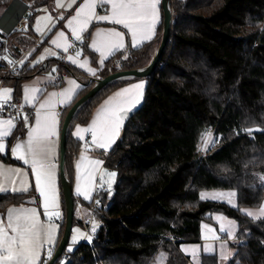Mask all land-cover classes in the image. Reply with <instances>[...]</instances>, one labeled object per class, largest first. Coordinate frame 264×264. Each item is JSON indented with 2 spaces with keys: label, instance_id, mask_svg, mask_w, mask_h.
I'll use <instances>...</instances> for the list:
<instances>
[{
  "label": "trees",
  "instance_id": "obj_1",
  "mask_svg": "<svg viewBox=\"0 0 264 264\" xmlns=\"http://www.w3.org/2000/svg\"><path fill=\"white\" fill-rule=\"evenodd\" d=\"M50 1L39 0L35 8L38 11ZM10 2L0 0V15ZM169 2L170 37L158 66L144 77V101L131 113L121 137L106 155L105 166L117 171V180L112 196L107 191L100 195L97 236L71 251L66 247L56 264L65 256H69L65 264H151L162 250L167 252L168 264H188L180 245L198 241L201 224L211 220L214 212L235 218L241 229L228 264H264V218L255 221L244 211L259 205L264 196V0ZM162 13L152 39L138 47L128 39L125 49L110 56L99 74L149 64L162 39ZM4 35L0 33V37ZM89 37L90 31L84 35L83 49L98 65ZM15 56L25 58L23 51ZM9 57H0V78L11 66ZM57 60L58 78L52 85H62L68 74L81 79L83 86L74 102L92 88L94 80L86 83L91 76L73 64L51 59L30 66L27 57L5 78L14 83L13 99L21 97L24 79ZM122 79L101 87L74 113L67 131L65 171L69 174L82 147L72 136L73 125L87 122L97 104ZM71 105L66 106L63 117ZM32 112L27 107L15 117L10 142L25 134V117L31 120ZM209 130L216 134V144L201 152ZM209 188L236 190L238 206L202 200L201 191ZM27 197L28 193H0V212L26 202ZM63 206L66 213L64 195Z\"/></svg>",
  "mask_w": 264,
  "mask_h": 264
},
{
  "label": "crops",
  "instance_id": "obj_2",
  "mask_svg": "<svg viewBox=\"0 0 264 264\" xmlns=\"http://www.w3.org/2000/svg\"><path fill=\"white\" fill-rule=\"evenodd\" d=\"M38 1L39 0H11L9 5L3 10V12L0 15V33L5 34L4 35L5 37L3 38L7 41V51L14 53L15 55H17L20 51H23L25 58L29 57L28 63L30 66H33L39 62H46L47 60H51V59L52 60L60 59L62 62L64 61L68 62L84 70L89 76H91V78L101 77V75L99 74V69L104 64V62L117 51L125 49L128 43V39L132 44L131 33L127 29H125L122 25L113 24L110 21L93 20L92 23L88 26L87 31L81 34L82 40L79 41L80 46L74 47V42L77 40L75 39V36L72 35L71 28L68 27V21L71 20L72 17L76 15L77 10L83 4L84 0H75V3H73V0H61L60 2L63 4V7L57 6V0H51L48 4L42 7V9H45L50 7L51 5L50 12L45 13V16L43 18L40 15L38 16L37 13L40 11L37 12V9L35 8V4ZM69 4H71V7H69ZM157 7H158V22L155 24L154 34L152 35V38L157 33L158 25L162 20V14H163L162 0H159V4ZM105 8L107 10H104L100 6H97L95 10L96 15L97 16L110 15L111 6L105 5ZM22 14L27 15L29 19H32L31 16L33 17V20L30 22L31 31L29 33H23L14 30L15 22L17 18ZM36 14L38 17L36 16ZM37 29H39V31ZM101 29L104 30L105 35H107V33L113 29L122 32L124 34L123 43L125 46L118 50L112 51L111 55L107 54V50H105L103 53L94 50L91 47V45L94 41L102 39L100 37H97V32ZM88 31H90L89 46L97 54L98 65H94L91 62L90 56L86 54L83 49L82 43L84 41V35ZM61 32L65 34L64 37H59V34ZM47 35H48L47 40L41 43L44 37ZM38 36H42V39L37 43L35 42V37L37 38ZM55 39H58V42L61 44H65V45L70 44L72 45V47H70L67 52H64L62 48H58L56 45L52 43V40ZM144 42H142L140 45H142ZM35 50H36V54L32 55V53ZM77 51L81 53V55L78 57L76 56ZM53 53H55V55H53ZM15 55H13V57L12 56L9 57V55L7 54V57L10 58L9 61L11 64L13 63L14 60L17 59L22 60V62L25 60V58L23 59L22 57L17 58ZM41 56L44 57L43 60L40 59ZM69 56L74 57L79 62H87V66L85 68L79 67L78 64H74L68 60ZM101 59L104 60L103 64H100ZM51 65L52 66L50 68L45 69L43 71L39 70L36 73H34L31 77L24 79L22 82V95L17 100H19L24 106H26V108L28 107L30 109H33L32 119L25 120L26 131L23 136L22 135L18 136L17 138H15V140L10 142L9 139L13 136V132L16 127L17 121L14 117L0 115V120L11 119L13 121V124L15 125V127L11 130V134L7 137H4L2 141L5 144L7 151L4 153H0V170L4 171V175H0V184H2L4 187H9V188L10 187L19 188L22 186H27L29 189L27 192H11V191L6 192V193H28V197L26 199L27 200L26 202L11 204L6 208V210L0 212V218H3L5 225L7 224L9 209L18 210L21 208H28V209L36 208L41 222L42 223L48 222L47 217L44 214V209L42 207L43 197L36 190L35 176L31 170V166L24 164L22 160L17 159L16 156L12 154L11 149L15 148L17 143L26 144L28 140L29 131L33 127H35V121L38 112L41 114L55 113L56 119L58 121L56 125L57 135L52 138V144H51L53 153L50 155V162L56 165L55 188L58 199V207L50 209V211H58L60 213V216L54 218L53 221L55 225H57V230L54 233V241H55L54 245H48L47 243H45L44 249L42 250L40 257L41 264H43V261L48 260L46 259V251L50 248L53 253L60 241L61 231H62V220L65 213L63 206V188L60 178V139H61L62 123L64 120L63 111L66 108V106H68L71 103L73 104L77 93L83 86V82L81 81V79H79L78 77L72 74L65 75L64 82L62 85L59 86L52 85L53 82H55L58 78V72H59L58 60L51 63ZM87 68L96 69V74L92 75L90 72L87 71ZM72 81H75V83L80 87L76 88L75 85L71 83ZM139 83L144 84V88L142 90V97L140 98L139 103L136 104L135 106H132L131 110L127 112L126 117L123 119L122 126L120 127L119 135L115 137L114 142L111 143V145L108 148L102 149L97 147L95 144H93L92 143L93 133L89 134V132H82L81 133V136L83 137L82 139L76 136V132L78 128L80 129L88 128L89 126L92 125V122L96 119L97 114L101 111V109L104 106H106V102L109 101L110 98L116 97V94L122 92L123 89L130 90L129 93L126 94L127 96H134L137 90L133 89L132 86ZM146 86H147V79L144 77H134V76L123 77L120 85L114 88L112 91H110L93 109L92 115L87 122L75 123L73 125L71 130L72 136L75 138V140H79L82 145L79 154L77 155V157L73 162L72 165L73 168L70 171V174L69 171H66L67 178H69L71 181L72 190L75 198V212H74L73 226H75V224H78L80 226L86 227L88 217L90 214V202L93 198H95L96 185L99 183V181L101 182V170L103 166H105L106 155L110 153L112 148L117 143L118 139L121 137V134L124 130V127L126 125V122L130 114L142 105L144 101ZM4 88L12 89L10 98H13L15 94V86L13 81L11 80L5 81V79L3 80V78L1 77L0 90ZM32 89H36L37 91L33 92L31 91ZM65 89H74V90L71 93H69L71 95L70 102L66 104H61L60 101L66 99V96L60 95L62 92H64ZM26 90L28 92V98L31 100V102H26V97H25ZM53 93H55L56 95L53 96ZM32 97H34V99H31ZM46 101L53 106L42 109L40 105L44 104ZM0 104H3L2 99H0ZM4 156L6 158H4ZM82 157H86V159H82ZM94 161H101L102 163L95 164L93 163ZM78 164L80 165V167H77ZM8 169H19L21 174L15 175L14 173L7 171ZM22 180L25 181L26 184L22 185L21 184ZM78 184L80 185L82 190H88L90 192L91 199H85L83 195H77L76 189ZM0 193H5V192H0ZM9 234L10 235L12 234L11 231H9ZM86 240L87 239L74 243V247L77 244ZM63 259L64 261L62 260L61 264L66 262L65 261L66 256Z\"/></svg>",
  "mask_w": 264,
  "mask_h": 264
},
{
  "label": "snow or ice",
  "instance_id": "obj_3",
  "mask_svg": "<svg viewBox=\"0 0 264 264\" xmlns=\"http://www.w3.org/2000/svg\"><path fill=\"white\" fill-rule=\"evenodd\" d=\"M75 3V0H73ZM158 4L159 0H84L83 4L79 7L76 15L68 21V27L71 28L72 35L75 36L77 41L82 40V33L87 31L88 26L93 20L97 21H110L113 24L122 25L131 33L133 47L139 46L142 42L148 41L154 34L155 24L158 22ZM105 5L111 6L110 15H96V8L100 6L102 9L107 10ZM57 6L63 7L60 0H57ZM71 7V4H69ZM50 18V17H49ZM62 18V17H61ZM75 25V26H74ZM39 31V29H37ZM64 33L61 32L59 37H64ZM123 33L110 30L107 35L103 29L97 32V37L102 39L94 41L91 47L99 52L107 50V54L111 55L112 51L123 48ZM59 39V38H58ZM58 39L52 40V43L58 48H62L64 52H67L72 45L61 44ZM55 55V53H53ZM79 51L76 52V56H80ZM4 59H7L6 57ZM44 59L43 56L40 57ZM68 60L74 64H78L79 67L85 68L87 62H79L74 57L69 56ZM39 62V61H37ZM104 60H100V64H103ZM87 71L92 75L96 74V69L87 68ZM76 88L80 86L71 82ZM136 89L134 96H127L129 89H123L122 92L117 93L116 97L110 98L106 102L101 111L97 114L96 119L92 122V125L88 128H78L76 136H81L82 132H91L92 143L97 147L106 149L111 143L114 142L115 137L119 135L120 127L122 126L123 119L126 117L127 112L131 110L132 106L139 103L142 97V90L144 88L143 83L135 84L132 86ZM74 89H65L60 95L66 96V99L60 101L61 104H66L71 100V93ZM31 91L35 92L36 89ZM12 89L4 88L0 90V99L3 103H7L11 97ZM56 94L53 93V96ZM26 102H31L28 98V92L25 93ZM120 98V99H117ZM31 99H34L32 97ZM2 106V104H0ZM53 106L49 102L41 104L40 107L46 108ZM25 119H27L25 117ZM58 121L55 113H37L35 127H33L28 133V140L26 144L17 143L15 148L11 149V152L17 159L22 160L24 164L30 165L31 170L35 176L36 190L43 197L42 207L44 214L47 217V223H42L36 208H21V209H9L7 224L5 225L3 218H0V264H41L40 257L41 252L44 249L45 243L48 245H54V233L57 230L54 218L59 217L58 211H50V209L58 207V199L55 188V168L56 165L50 162V155L53 153L51 147L52 138L57 135L56 125ZM15 127L11 119L0 120V153L7 151L5 144L2 142L4 137L11 134V130ZM253 131L251 129L247 130ZM260 131V129H256ZM206 144L215 141L212 140L211 132L205 133ZM87 148V146H86ZM203 150V149H201ZM86 159V157H82ZM95 164L102 163L101 161H94ZM77 167H80L78 164ZM7 171L20 175L19 169H8ZM0 175H4V171L0 170ZM26 175V173H25ZM110 177H115V173H108ZM264 180V177L261 178ZM14 183V182H13ZM21 184H26L25 181H21ZM111 185L109 184V187ZM29 189L27 186L22 187H4L0 184V192H27ZM77 195H83L85 199H91L90 192L88 190H82L80 185H77ZM235 193H200L202 200H226L229 204H233L232 198ZM233 206H235L233 204ZM239 210V209H238ZM245 214L253 218L264 217V207H261L257 211L244 210ZM218 220H223V217H217ZM234 223L228 222L222 224L221 230L232 233L234 231ZM95 231V227L92 229ZM11 231V235L9 234ZM79 233V230L77 229ZM79 236H84L83 233H79ZM218 239V237H213ZM78 237L73 236L72 242L76 243ZM87 240H91V236L86 237ZM206 252H212L211 247L204 249ZM71 251V248H69ZM186 254H190L195 264H199L197 253L198 248H193L191 252L188 249H183ZM231 253H225L224 259H227ZM52 257V251L49 248L46 251V259ZM167 257L165 254H161L157 258V264H165Z\"/></svg>",
  "mask_w": 264,
  "mask_h": 264
},
{
  "label": "rangeland",
  "instance_id": "obj_4",
  "mask_svg": "<svg viewBox=\"0 0 264 264\" xmlns=\"http://www.w3.org/2000/svg\"><path fill=\"white\" fill-rule=\"evenodd\" d=\"M42 7L40 8V10L38 9V11H40V12L37 11L38 13L37 12L36 13L38 14V16L40 15L43 18L45 16V13L50 12L51 5H50V7L45 8V9H42ZM37 14H36V16H37ZM55 27H56V25H55ZM209 131L212 134V140H214L215 144H216V141H217L216 134L214 133L213 130H209ZM206 139L207 138L204 137L203 142L200 146V150L203 149V150H201V152H206L210 148L213 147V144L210 142L207 143V146H205ZM108 173H115L116 175L113 178V177H110L108 175ZM116 180H117V171L114 169H111L107 166H103V168L101 170V182L99 181V183L100 184H107L108 186H109V184L111 185L107 191L109 196H112L114 193V185L116 183ZM202 192L235 193V196L232 198L233 204L235 205V207L238 204L237 192L234 189L209 188V189H203L201 191V193ZM221 201H226V200H221ZM233 204H230V205L233 206ZM261 207H264V196H263V199L259 205L252 206V207H245L244 210L257 211ZM211 217H212L211 220L204 221L201 224L200 237H199L198 241H186L180 245V253L189 258L187 261L188 264H195V261H194L193 257L190 254H186V252L183 251V249H188L189 252H191V250L193 248H198L199 251L197 253L196 258L198 259L199 264H228L229 261H231V259L235 255L237 243L240 241V238L237 237L238 231H239L238 221L233 217L227 216L223 212H214L211 214ZM217 217H223L224 219L218 220ZM249 217L255 221L264 218V217L253 218L251 216H249ZM230 221L233 222L235 225L234 231L232 233H229L227 231H222L221 230L222 224H227ZM77 229L79 230V233H83L84 236H79ZM86 235H87V228L84 226H80L78 224H75V226H73V230H72L70 238H69L70 244L67 246V250H69V248H71V250H72V248L74 247V243L72 242L73 236H77L78 237L77 242H80V241L86 239V237H87ZM213 237H218V239L213 238ZM208 247H211L213 249V251L212 252H206L204 249L208 248ZM162 253L165 254L166 257L168 258L167 252L162 250L156 255L155 259L153 260V262L151 264H157V258L160 257V255ZM225 253H231V255L228 256L227 259H224L223 256L225 255ZM63 261H64V259H63ZM165 264H168L167 259L165 261Z\"/></svg>",
  "mask_w": 264,
  "mask_h": 264
},
{
  "label": "water",
  "instance_id": "obj_5",
  "mask_svg": "<svg viewBox=\"0 0 264 264\" xmlns=\"http://www.w3.org/2000/svg\"><path fill=\"white\" fill-rule=\"evenodd\" d=\"M170 0H162V7L164 12V24H163V34L162 39L159 44V47L149 62L144 67L139 68H127L114 71L106 76L101 77H92L86 83H90L91 80H94V85L92 88L87 91L84 95L79 97L69 108L67 111L63 123H62V130H61V139H60V178L62 182L63 188V195L65 201V226L62 237L55 248L54 252L52 253V257L46 261L45 264H56L61 259L65 248L68 245L69 238L72 232L73 224H74V212H75V198L72 190V185L67 178L66 171H65V161H66V154H67V131L69 124L73 118L74 113L76 110L87 100H89L93 95L104 85L108 84L109 82L123 78L127 76H134V77H145L150 75L155 68L158 66L160 58L164 52V49L167 45V42L170 37L171 32V24H172V9L170 6ZM27 16V15H26ZM131 115V114H130Z\"/></svg>",
  "mask_w": 264,
  "mask_h": 264
},
{
  "label": "built area",
  "instance_id": "obj_6",
  "mask_svg": "<svg viewBox=\"0 0 264 264\" xmlns=\"http://www.w3.org/2000/svg\"><path fill=\"white\" fill-rule=\"evenodd\" d=\"M14 30L23 32V33H29L31 31L30 29V21L29 17L25 14L20 15L14 25ZM42 36L35 37V42H39ZM80 46L79 41L74 42V47ZM7 56V41L0 37V57H6ZM20 64V59L14 60L11 66L9 67L7 73L4 75L3 80L10 74L15 73L18 70V66ZM27 111L26 106H24L19 100H15L13 98H10L7 103H3L2 106H0V115L2 116H10V117H17L22 113H25ZM91 134V132H89ZM109 186L107 184H100L98 183L95 187V198H93L90 202V214L88 217V221L86 224L87 228V235L91 236L92 238L97 236L98 231V224H97V213L102 207V202L100 200V195L104 191H108ZM93 227H95V231H93ZM69 259V256H66L65 261L67 262ZM64 262L63 264H65Z\"/></svg>",
  "mask_w": 264,
  "mask_h": 264
},
{
  "label": "bare ground",
  "instance_id": "obj_7",
  "mask_svg": "<svg viewBox=\"0 0 264 264\" xmlns=\"http://www.w3.org/2000/svg\"><path fill=\"white\" fill-rule=\"evenodd\" d=\"M230 188V187H229ZM208 200V199H207ZM238 200V199H237ZM239 204V203H238ZM238 206V205H237ZM240 231H241V229H240ZM240 231H239V233H240ZM241 237V236H240ZM178 243V242H177ZM179 244V243H178ZM236 246V245H235Z\"/></svg>",
  "mask_w": 264,
  "mask_h": 264
}]
</instances>
